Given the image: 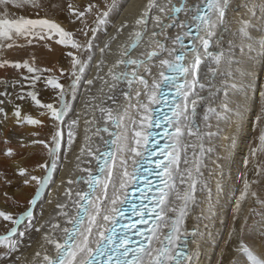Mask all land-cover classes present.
<instances>
[{
  "label": "snow or ice",
  "instance_id": "obj_1",
  "mask_svg": "<svg viewBox=\"0 0 264 264\" xmlns=\"http://www.w3.org/2000/svg\"><path fill=\"white\" fill-rule=\"evenodd\" d=\"M119 9L120 0H0V127L40 129L0 135V264H22L23 241L41 229L50 248L32 264H200L210 239L219 248L214 264H264V162L258 159L264 155V0H148L134 21L113 25ZM112 26L115 35L100 47V35ZM125 32L127 42L108 68L111 81L96 77L108 92L100 104L85 102V110L98 108L116 130L107 123L96 128L110 136L100 137L102 151L87 143L80 149L92 158L75 181L86 189L73 198L70 187L66 203L57 204L62 223H40L37 206L80 124L74 103L94 84L86 70L94 62L101 69ZM149 32L155 47L134 57ZM36 46L39 51L30 50ZM9 51L27 58L11 59ZM58 51L67 68L42 66L41 54L56 59ZM49 91L53 100L45 102L42 93ZM250 119L259 144L249 149L232 190L228 162ZM162 127L163 145L154 131ZM229 191L232 214L217 236L209 229ZM129 212L139 217L130 227L122 223ZM150 220L155 226L146 233L141 225Z\"/></svg>",
  "mask_w": 264,
  "mask_h": 264
},
{
  "label": "bare ground",
  "instance_id": "obj_2",
  "mask_svg": "<svg viewBox=\"0 0 264 264\" xmlns=\"http://www.w3.org/2000/svg\"><path fill=\"white\" fill-rule=\"evenodd\" d=\"M158 2L164 3L166 0H158ZM174 2H178V0H174ZM190 2L194 3L196 0H190ZM148 3V0H120V9L119 12L112 17L113 25L119 23L122 20L134 21L139 15L144 11V7ZM242 13H237V19H239ZM183 16V13H181ZM66 20V19H64ZM63 20V21H64ZM67 21H65V24ZM68 27H73L72 25H67ZM239 25L234 24L233 29L238 28ZM170 34H175L172 30H170ZM115 35V27L108 28V35H100L99 40L97 41L100 47H103L104 41L108 39V36ZM150 41L152 43H150ZM127 42V33L125 32L121 36H118L117 39L112 43L110 50L106 51V55L103 57L105 63L101 69H97L95 66V62L90 66V70H86V78L93 79L94 84L90 86L89 92H82L79 95L77 101L74 103V112L72 113V117L75 118L76 114H79L80 124L76 129V136L73 141V147L70 150H66L62 152L61 161L58 166L57 171L53 175L54 183L49 185V188L46 190L45 195L41 201V203L37 206L35 211V216L40 220V223L44 221H51V224H56L57 222H61V217L58 216V212L60 209L57 208V204L66 203L65 193L71 187L73 190V198L74 193L77 189L85 190L86 185L84 183H75L78 177L81 175H86L83 172V169L88 167L87 160L92 159L86 155H82L80 149L88 145L93 147V150L96 149V146H100L101 151L103 150V141L100 137L104 139H109V133H105L101 131L98 135L96 133V128H103L105 123L108 124L110 131H115L116 129L112 126L110 121H106L101 117V114L98 108H92L85 110V102L87 101L89 105H97L100 104V99L104 96L105 93L108 92L107 85L102 84L100 80H97V74L99 72L100 76H103L106 80L111 81V77L108 76V68L115 63V61L119 58L121 53V45ZM155 47L154 40L151 37L150 32L144 36V39L141 42L140 47L133 53L134 57H138L141 52L151 51ZM34 51H39V46H36L35 49H30ZM8 57H12L13 59H21L27 58L24 53L21 52H12L9 51L6 53ZM237 55L239 56V50L237 49ZM39 59L43 60L42 66H52L53 64H58V66H63L64 68L68 67V62L63 59L61 56V52L58 51L56 55V59H50L47 56L40 55ZM101 59L99 53L96 55V62ZM116 71H122V66H118ZM11 72V69L9 70ZM154 74L156 70L154 69ZM65 82V81H64ZM101 88H103V92H101ZM45 102H52L54 93L51 91L42 93ZM90 97H97L96 100H91ZM118 103L123 104L124 98L121 96L118 100ZM102 106H109V102H105ZM32 111V114L35 115L34 109H29ZM87 111V114L85 112ZM134 111V109L130 110ZM93 116H95V123H92ZM85 120H88L89 123L85 125ZM47 123V121H46ZM129 129H131V125H129ZM40 131V129H35L33 126L25 127H16L13 124L9 123L4 127H0V135H7L11 137H15L19 133L28 134L30 131ZM231 131V129L229 130ZM44 133L48 132V129H43ZM258 133L257 129L253 127L251 119L248 122V125L244 132L240 134L238 137L237 147L234 150L233 157L230 162H228V168L226 171V180L229 182V185L232 190H235L236 184L240 181L239 171L243 169V160L249 157V149L254 147L253 137ZM66 134V133H65ZM129 134L134 136V131H130ZM87 135L89 140L85 142L84 137ZM258 141V140H257ZM220 154L223 155V150H220ZM117 156L119 157V153L117 152ZM264 157V155H263ZM79 158V159H78ZM255 158V157H254ZM253 158V159H254ZM215 160V156L212 157ZM95 171V169H94ZM214 187V181H213ZM42 210V211H41ZM233 210V198L232 193H229L224 196L222 195L218 202V211L216 215V219L213 221L212 226L209 231H213L218 236L221 231H223V227L225 223L230 219ZM194 221L189 220L187 222V227L189 230L193 227ZM39 226V225H37ZM10 227V226H9ZM5 224L0 222V234H4ZM166 231V230H165ZM49 235L55 236L56 233L49 230ZM153 242L155 243V237H152ZM160 239H163L161 236ZM25 247L22 251V264H32V261L36 259L37 261L41 260L45 251L50 248V245L44 240V229H41L39 233L32 232L31 238H26L23 241ZM210 247H205L199 256L200 264H214L215 257L219 253V248L217 246V241L210 239ZM158 246V245H157ZM40 252V257H36V253Z\"/></svg>",
  "mask_w": 264,
  "mask_h": 264
},
{
  "label": "rangeland",
  "instance_id": "obj_3",
  "mask_svg": "<svg viewBox=\"0 0 264 264\" xmlns=\"http://www.w3.org/2000/svg\"><path fill=\"white\" fill-rule=\"evenodd\" d=\"M75 2H81V0H75ZM21 14L30 15V13H21ZM60 19H61V20H64L65 18H64L63 16H61ZM65 21H66V20H64V22H65ZM66 23H67V22H66ZM69 28H71V27H69ZM10 58L13 59L12 57H10ZM61 82L63 83L64 80H61ZM43 98H44V97H43ZM253 139H254V140H253V142H254V147H257L258 144H259V141H257V140H258V133H256V134L254 135ZM254 159H257V158L255 157ZM258 159H259L260 162H264V157H263V155H259V154H258Z\"/></svg>",
  "mask_w": 264,
  "mask_h": 264
},
{
  "label": "water",
  "instance_id": "obj_4",
  "mask_svg": "<svg viewBox=\"0 0 264 264\" xmlns=\"http://www.w3.org/2000/svg\"><path fill=\"white\" fill-rule=\"evenodd\" d=\"M157 133L163 134V131H159V132H157Z\"/></svg>",
  "mask_w": 264,
  "mask_h": 264
}]
</instances>
